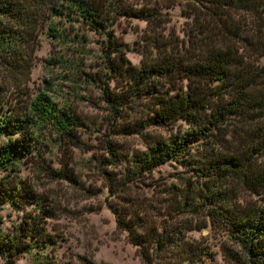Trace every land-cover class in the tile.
I'll return each mask as SVG.
<instances>
[{
	"label": "rangeland",
	"instance_id": "374dc122",
	"mask_svg": "<svg viewBox=\"0 0 264 264\" xmlns=\"http://www.w3.org/2000/svg\"><path fill=\"white\" fill-rule=\"evenodd\" d=\"M117 4L151 15L142 19L124 16L118 10L109 25L130 66L137 68L142 61L153 58L157 49L193 50L201 41L204 49L228 47L243 52L245 44L237 37L247 35L256 42V53L247 59L249 69L258 76L257 87L264 96V13L228 10L217 19L208 18L204 8L184 0H117ZM47 23L37 32L27 72L15 78L9 76L3 107L23 111L26 103L43 91L58 106H69L77 116L78 141L69 144L47 131L38 132V149L12 170L0 172V178L32 196L20 207L9 199L0 203V239L10 236L23 216H35L49 240L43 248H31L12 264H235L229 252H236V246L225 231L208 225L200 201L192 199L186 205L173 206L172 188L177 194L193 175L180 163L167 161L132 178L118 195L108 192V180L120 182L134 154L143 152L154 140L180 134L186 124L177 120L166 127L152 125L138 102L123 110L122 117H114L103 101V85L97 81L104 82L109 91L119 89V83L105 73L103 35L75 23L54 20L53 28L61 34L54 39L50 36L53 33L46 30ZM227 123L240 132L239 121L230 118ZM127 125L130 132L119 131L120 126ZM231 133L232 129L225 136L229 141ZM108 144L115 157L107 154ZM262 151L256 160L261 164ZM199 154L198 146L187 152L190 157ZM235 196L240 204L262 203L261 197L250 191ZM132 205H136L141 226L173 231L180 238L174 242L177 246L171 244L154 255L150 245L130 243L127 233L116 228L109 208L132 212ZM186 246L199 249L201 254L185 259L181 251ZM139 249L146 253L145 259L140 257ZM0 264H6L4 259L0 258Z\"/></svg>",
	"mask_w": 264,
	"mask_h": 264
},
{
	"label": "trees",
	"instance_id": "16d2710c",
	"mask_svg": "<svg viewBox=\"0 0 264 264\" xmlns=\"http://www.w3.org/2000/svg\"><path fill=\"white\" fill-rule=\"evenodd\" d=\"M184 1L204 8L208 18L218 19L223 12L239 9L264 13V0ZM118 10L124 16H151L140 9L118 7L117 0H0V71L7 73H2L5 79L0 81V172L12 170L38 149V132L47 131L69 144L78 141L77 116L69 106H58L43 91L36 93L23 111L3 106L9 76H22L29 69L40 28L48 22L46 30L58 39L61 34L53 28L54 20L81 25L103 35L105 73L119 83V89L109 91L104 82L97 81L103 85V101L114 117H122L123 110L138 102L152 125L166 127L177 120L186 124L180 134L154 140L143 152L134 154L121 181L108 180V192L118 195L132 178L174 160L193 175L177 194L172 188L171 197L176 203L173 206L186 205L192 199L200 201L208 225L225 231L236 246V252L227 250L235 264H264V162H256L264 149V96L257 87L258 76L250 72L247 61L256 53V42L247 35L237 37L245 44L239 53L228 47L204 49L202 41L195 50L157 49L153 58L135 68L128 64L109 30ZM230 118L241 123L240 132L228 127ZM129 127L120 126L119 131L128 133ZM231 129L229 141L225 136ZM193 146L199 147L200 154L190 157L187 152ZM111 147L107 145V154L115 157ZM235 190L236 194L250 191L259 195L261 205L238 203ZM7 199L20 207L32 196L0 178V203ZM135 207L132 205V212L109 208L116 228L127 233L130 243L150 245L154 255L171 244L177 246L174 242L180 238L173 231L141 226ZM38 225L35 216H23L13 233L0 239V258L6 264H12L33 247L43 248L49 243ZM139 228L143 229L141 233L136 232ZM181 253L187 260L201 254L199 249L187 246ZM139 255L147 257L142 249Z\"/></svg>",
	"mask_w": 264,
	"mask_h": 264
}]
</instances>
